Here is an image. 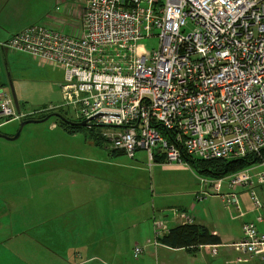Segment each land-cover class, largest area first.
<instances>
[{"label":"built area","instance_id":"built-area-1","mask_svg":"<svg viewBox=\"0 0 264 264\" xmlns=\"http://www.w3.org/2000/svg\"><path fill=\"white\" fill-rule=\"evenodd\" d=\"M73 34L34 23L0 47L63 71L61 106L87 127H103L113 151L147 165L258 157L264 148V0H84ZM157 37L158 46L141 40ZM57 106L45 110L54 111ZM0 87V119L20 120ZM161 159V160H160ZM202 194L239 205L247 190L257 216L231 244L235 264H264V160L200 179ZM225 185L226 190L222 191ZM184 223L191 217L181 214ZM155 238L169 230L152 218ZM212 256L218 244L206 246ZM143 246H135L138 257Z\"/></svg>","mask_w":264,"mask_h":264},{"label":"rangeland","instance_id":"rangeland-1","mask_svg":"<svg viewBox=\"0 0 264 264\" xmlns=\"http://www.w3.org/2000/svg\"><path fill=\"white\" fill-rule=\"evenodd\" d=\"M0 2V7L7 2L16 3L15 10L18 16L16 23L23 24L27 20L29 22L22 29L34 23L46 25L47 17L53 16L61 22L59 29L66 34H73L77 27V18L71 13V8L82 7V2H41L40 0H0ZM1 41L3 40H0V44L3 43ZM141 44L155 49L158 46V39L157 37L144 39L141 40ZM2 50L0 47V87L11 95L9 75L14 88L17 86L23 88V94L27 97V104L22 106L23 110L36 112L43 105L57 106L58 110L56 108L53 112H62L61 114L71 121H80L73 109L61 106L60 85L63 82L61 69L39 62L26 53L6 48ZM46 112L49 111L33 114V117ZM28 116L31 115L25 113L20 120L8 122L0 119V133L13 136L20 121ZM104 129L93 127V132L101 135ZM111 150V143L108 140L103 139L100 143H96L87 127L75 133H68L56 125L55 117L24 125L19 136L14 140L0 137L1 212L8 202L10 207L13 203L15 206L20 205L15 197L22 203L24 200L21 197L27 195L28 187L40 190L36 187L40 184L39 181L31 182L29 176L47 174L50 181L46 184V190L54 195L55 201L57 198L60 201L63 198L68 205L77 185H80L81 193L86 195V202L89 201L91 193L105 191V197L97 205L107 207L105 204L109 200L113 203V208L122 207V210H127L130 215L134 211L132 209L137 210L138 217H141L138 230L141 222L146 223L147 235L153 240L155 236L152 218L158 216L166 220L168 225H173L176 222L173 220L174 211L184 209L196 217L197 223L217 231L224 243L218 247V254L215 256L210 255L208 248L196 252L184 248L180 250L160 248L156 257L147 254L133 257L134 247L143 246V240L142 236H137V229L130 223L127 238L129 244L131 242L136 244H133L132 250L130 247L129 256L135 261L141 260L139 264H155L156 261L163 264L233 262L237 251L231 243L240 239L242 224L253 221L257 216L247 190L236 188L239 205L237 207L227 205L218 194L201 193L203 185L200 179L214 177L207 172H200L186 161H183V164L153 163L149 167L143 151H136L135 157L129 158L118 151L112 150L114 153H111ZM79 174L83 178L81 182H76ZM59 175H62L63 181L57 179ZM95 177L101 178L93 179ZM95 181L98 183L94 184ZM225 190L226 187L223 185L222 191ZM254 190L258 197L264 200V186H256ZM110 195L115 197L109 198ZM45 202L46 200L43 202L38 200L33 206L43 207Z\"/></svg>","mask_w":264,"mask_h":264},{"label":"crops","instance_id":"crops-1","mask_svg":"<svg viewBox=\"0 0 264 264\" xmlns=\"http://www.w3.org/2000/svg\"><path fill=\"white\" fill-rule=\"evenodd\" d=\"M40 1L82 2L81 8H71V13L75 17L81 13L84 2V0ZM15 6V2H7L0 7V40H3L1 42L22 30L29 23L28 20L23 24L16 23L18 16ZM47 21V24L57 28L61 26V22L53 16H48ZM13 89L19 111L33 116V114L43 112L49 107L43 105L36 112L23 110L22 106L27 104V97L23 94V88L17 86ZM111 153L114 152L111 150ZM82 178L83 176L79 174L76 182H81ZM99 178L101 177L93 179ZM28 179L31 182L35 181V183L39 181L40 184L36 187L40 190L28 187L27 195L21 197L24 200L22 203L19 198L15 197L20 205L15 206V203H13V206L10 207L8 202L3 212L0 210V264H130V262L139 264L141 260L135 261L129 256L130 247L132 250L136 244L135 242L129 244L130 241L127 238L130 223L131 226L133 225L137 229V236H142L143 251L140 255L147 254L156 257V253L160 248L183 249L163 245L155 237L154 240L151 239L147 235L148 225L146 223L142 224L141 222L140 230H138L139 218L141 217H138L137 210L132 209L134 211L131 210L130 215V212L123 211L122 207L120 209L113 208V203L107 199V204H105L107 207L98 206L97 203L105 197V191L88 193L90 194L89 203V201H85L86 195L81 193L80 185H77L73 198L67 205L63 198L61 201L58 198L55 201L53 199L54 195L46 190V184L50 181L47 174L31 175ZM57 179L63 181L62 175H59ZM96 183L98 182L95 181L94 184ZM88 184L92 185L90 182ZM112 197H115V195L109 196V198ZM38 200L39 202L40 200L41 202L46 200L45 205L34 207L33 203ZM181 214L191 217V222L188 224L205 226L211 234L218 236L220 239L219 246L224 244L217 231L210 230L206 225L197 223L195 221L196 217L191 215L188 210L174 211L173 220L176 222L173 225H168L169 229L175 225L186 224L180 217ZM207 245L209 244H201L194 247V249H184L196 252L207 248ZM155 264L163 263L156 261ZM226 264H235V262L233 260V262H227Z\"/></svg>","mask_w":264,"mask_h":264},{"label":"trees","instance_id":"trees-1","mask_svg":"<svg viewBox=\"0 0 264 264\" xmlns=\"http://www.w3.org/2000/svg\"><path fill=\"white\" fill-rule=\"evenodd\" d=\"M53 111H49L46 113H41L37 117L28 116L23 118L25 119H39L45 117L47 114ZM56 125L64 129L68 133H75L79 130L85 129V127H80L76 125L68 124L62 121L59 118H56ZM88 130L91 132L93 140L96 143H100V140L104 138L100 134H96L93 132V127H87ZM183 160L187 163H190L195 169L199 170L200 172H207L213 177H223L230 173H233L237 170H240L247 165L251 164L254 160H264V148L261 150L260 156H248L243 159L237 160H230V161H222L218 159L214 160H196L193 158L187 157L185 154L182 155ZM159 162V160H158ZM189 164V165H190ZM158 240L163 245L172 247V248H186V249H194V247L201 245V244H219L220 239L218 236L211 234L205 226L198 225V224H179L171 227L166 233L162 234L158 237ZM191 247V248H190ZM193 251V250H191Z\"/></svg>","mask_w":264,"mask_h":264},{"label":"water","instance_id":"water-1","mask_svg":"<svg viewBox=\"0 0 264 264\" xmlns=\"http://www.w3.org/2000/svg\"><path fill=\"white\" fill-rule=\"evenodd\" d=\"M1 50H2V47H1ZM6 70H7V68H6ZM8 82H9V86H10V90H11V95H12V98H13V101H14V105H15L16 109L18 110V103H17V100H16V96L14 94V89H13V86H12V81H11L9 75H8ZM51 117L59 118L62 121L66 122L68 124H71V125H76V126H80V127H87L88 126L86 120L71 121V120L65 118L59 112H51V113L47 114L45 117H43V118H39V119H37V118L36 119L30 118V119L21 120L20 121V124H19V127H18L16 133L13 136L9 137V136H6V135L0 133V137L5 138L7 140H14V139H16L19 136L20 131L22 130V128H23L24 125H26L28 123H34V122H43V121L48 120Z\"/></svg>","mask_w":264,"mask_h":264},{"label":"bare ground","instance_id":"bare-ground-1","mask_svg":"<svg viewBox=\"0 0 264 264\" xmlns=\"http://www.w3.org/2000/svg\"><path fill=\"white\" fill-rule=\"evenodd\" d=\"M61 104V103H60ZM59 108V107H58ZM58 108H57V110H58ZM60 109H61V106H60ZM60 113H62V112H60ZM44 117V116H43Z\"/></svg>","mask_w":264,"mask_h":264}]
</instances>
